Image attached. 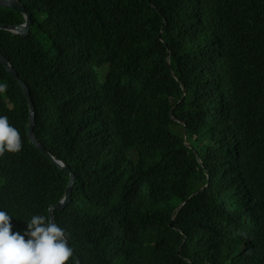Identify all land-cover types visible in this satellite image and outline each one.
Instances as JSON below:
<instances>
[{
  "label": "trees",
  "instance_id": "obj_1",
  "mask_svg": "<svg viewBox=\"0 0 264 264\" xmlns=\"http://www.w3.org/2000/svg\"><path fill=\"white\" fill-rule=\"evenodd\" d=\"M22 1L30 34L0 30V49L75 172L55 221L82 264H264V0ZM0 84L24 141L0 156V210L22 234L69 174L1 62Z\"/></svg>",
  "mask_w": 264,
  "mask_h": 264
},
{
  "label": "clouds",
  "instance_id": "obj_2",
  "mask_svg": "<svg viewBox=\"0 0 264 264\" xmlns=\"http://www.w3.org/2000/svg\"><path fill=\"white\" fill-rule=\"evenodd\" d=\"M20 1L24 4L26 11L31 15L32 24H33L32 14L28 11V9L25 5V2L22 0H20ZM8 9H10V8H8ZM11 10H13V9H11ZM20 14L23 16V22L22 23H0V24L23 25L25 23V20H26L25 15L23 13H20ZM32 24H31V26H32ZM31 26H30V30H31ZM30 30H29V34H30ZM4 31H6V30H4ZM8 32H10V31H8ZM11 33H13V32H11ZM13 34H19L22 37L29 36V34L26 36L22 35L20 33H13ZM159 39H162L161 34L159 35ZM166 63H167V67L170 69V58L169 57H167ZM18 76H19V74H18ZM173 76L176 78V80H178L177 75L173 74ZM15 81H17V80H15ZM181 88L184 91V97H185L187 95V89L184 86L183 87L181 86ZM6 91H7V85L6 84H0V93H4ZM30 94H31V91H30ZM24 95H25V93H24ZM25 97H26V95H25ZM26 99H27V97H26ZM27 102H28V99H27ZM32 102L34 104L35 125H36V108H35V103H34L33 98H32ZM28 106H29V102H28ZM29 115H30V108H29ZM179 123H181V122L179 121ZM28 124H29V118H28ZM35 125H34L33 133L36 137ZM184 126H186V125H184ZM28 131H29V129L27 127V134H28ZM28 137H29V135H28ZM29 139H30V137H29ZM36 139L45 148V150L48 151L53 157L57 158L59 161L63 162L65 165L68 166V168L74 174L75 181H76L75 172L72 170L70 165L68 163H66L64 160L55 156L49 150H47V148L40 142V140L37 137H36ZM30 141H31V139H30ZM31 143L34 145V143L32 141H31ZM23 146H24V141H23V137H22L19 129L12 126L9 118L6 115H0V156H4L6 153H11V154L19 153L22 151ZM37 149L39 150V148H37ZM46 157L50 160V158L48 156H46ZM54 165L57 166L56 164H54ZM57 167L60 168L59 166H57ZM61 170L69 174V180H70V173L64 169H61ZM69 180H68V183H69ZM68 183L66 185V188L68 186ZM74 185H75V183H74ZM206 187L207 186H205L203 188L205 189ZM66 188H65V191H66ZM73 188H74V186H73ZM194 194L191 197L198 195V194H196V195H194ZM64 196H65V193H64ZM64 196H63V198H64ZM63 198L61 200H63ZM59 202H57L56 204H58ZM70 202L68 204H70ZM184 203H182V204L184 205ZM68 204H66L64 206V208ZM52 205H54V204H52ZM63 209L58 210V211H62ZM48 215H49V209H48ZM48 215L47 214H34V215H32L31 218L27 221V229L21 234V232H18V231L14 232L13 231L12 224H11L12 216L8 212H6L4 210H0V264H69L70 258L73 257V251H74V249L69 244V233L67 232V230L65 228L61 227L58 223H56L55 212H54V220L52 218H50ZM25 237H27V240L25 239ZM75 255H76V252H75ZM76 257L78 258L77 255H76ZM79 261H80V259H79ZM79 263L82 264L81 261ZM79 263L77 262V264H79Z\"/></svg>",
  "mask_w": 264,
  "mask_h": 264
},
{
  "label": "water",
  "instance_id": "obj_3",
  "mask_svg": "<svg viewBox=\"0 0 264 264\" xmlns=\"http://www.w3.org/2000/svg\"><path fill=\"white\" fill-rule=\"evenodd\" d=\"M0 6L5 7V8H10L13 10H16L19 13H23L25 15V23L23 25H11V24H0V30H6L10 31L13 33H20L22 35H28L30 26L32 24V19L31 15L26 11L24 4L20 0H0ZM0 62L5 66L6 70L8 73L15 79L17 82L21 85L27 99L29 102V108H30V115H29V124H28V135L31 139V141L34 143V145L39 148V150L44 153L46 156L50 158V160L59 166L61 169H64L70 173V180L68 183V186L65 191V196L63 200H61L58 204H54L49 208V217L54 220V212L61 210L64 208L66 204H68L71 201V193L73 190V186L75 183V177L74 174L71 172V170L68 168L67 165H65L63 162L59 161L57 158L53 157L48 151L45 150V148L39 143V141L36 139L33 130H34V125H35V110H34V104L32 102V97L30 94V89L28 86L20 79L18 76V73L16 70L13 68V66L10 64L9 60L4 56L2 51L0 50ZM204 188L199 190L196 194H199ZM183 206L181 204L177 212L180 211V208ZM55 222V221H54ZM73 255L76 257L75 252L73 251ZM77 262L79 263V259L76 257ZM81 264V263H79Z\"/></svg>",
  "mask_w": 264,
  "mask_h": 264
}]
</instances>
